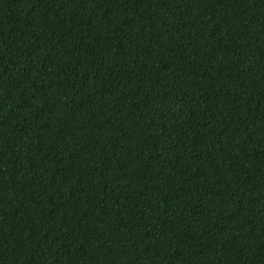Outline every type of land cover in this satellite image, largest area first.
Returning <instances> with one entry per match:
<instances>
[{"label":"trees","instance_id":"16d2710c","mask_svg":"<svg viewBox=\"0 0 264 264\" xmlns=\"http://www.w3.org/2000/svg\"><path fill=\"white\" fill-rule=\"evenodd\" d=\"M0 264H264V0H0Z\"/></svg>","mask_w":264,"mask_h":264}]
</instances>
